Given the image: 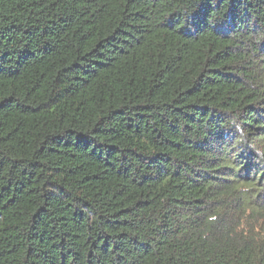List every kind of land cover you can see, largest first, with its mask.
Returning a JSON list of instances; mask_svg holds the SVG:
<instances>
[{"label": "trees", "instance_id": "1", "mask_svg": "<svg viewBox=\"0 0 264 264\" xmlns=\"http://www.w3.org/2000/svg\"><path fill=\"white\" fill-rule=\"evenodd\" d=\"M0 264H264V0H0Z\"/></svg>", "mask_w": 264, "mask_h": 264}]
</instances>
